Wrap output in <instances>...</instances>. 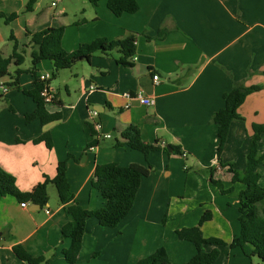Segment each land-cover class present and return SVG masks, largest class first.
I'll return each mask as SVG.
<instances>
[{"label": "crops", "instance_id": "obj_1", "mask_svg": "<svg viewBox=\"0 0 264 264\" xmlns=\"http://www.w3.org/2000/svg\"><path fill=\"white\" fill-rule=\"evenodd\" d=\"M6 1H13L11 5L0 2V12L6 15L22 11L25 4L23 0ZM107 1L100 0L91 18H83V25L64 29L62 44L67 51H74L98 37L115 40L136 35L133 66L118 63L123 55L119 47L112 50L121 54L118 57L113 52H96L90 60L80 59L87 65L75 62L55 77L53 61H40L36 71L50 75L56 95L48 109L62 112L60 120L47 124L39 119L26 120V113L36 108L32 96L9 93L12 103L17 97L22 101L16 102L20 117L0 123L1 167L15 176L19 190L29 192L46 176L54 177L58 163L71 154L67 175L74 199L68 204L60 202L58 191L55 197L52 195L53 183L48 185L49 202L44 207L30 201L24 207L17 197L0 193V264H22L14 251L17 244L34 256L49 258L48 264H71L64 254L71 240L62 238L63 225L72 220L67 206L75 202L87 209L105 205L107 199L92 185V180L96 165L108 162H137L152 168L142 180L132 211L118 226H102L96 218L88 219L76 264H132L160 245L168 250L170 264H187L196 248L192 242L180 239L176 230L199 225L207 210L211 217L201 224L204 235L226 243L220 251L221 263L219 256L213 264H252L247 253L248 248L252 251V244L248 243L246 250L241 248L243 252L240 247L229 245L241 231L239 195L245 184L233 182L228 164H220L218 129L212 117L223 107V95L235 82L262 86L239 107L244 119L232 122L222 152L224 163L232 162L243 171L252 124L264 123V0H138L137 12L119 16L107 7ZM53 2L55 12L41 13V18L24 13L9 23L0 18V53H12L6 52L14 43L10 39L12 33L22 46L29 43L28 29L35 32L51 26L65 27L67 8L65 4L57 8L59 4ZM35 3L41 4L39 0ZM34 11L35 6L30 12ZM87 12L84 7L83 14ZM163 29L167 32L159 37ZM27 48L31 56V46ZM31 67H21L24 72L19 83L23 89L33 88ZM154 74L160 76L157 84ZM14 76L9 68V74L0 79V89L5 85L9 92ZM91 85L96 86L92 92ZM139 91L155 103L148 106L125 96L127 92ZM65 99L72 101L66 103ZM91 105L99 111L102 133H111L112 137L102 138L90 147L88 143L94 139ZM129 125L140 128L145 142L164 140L167 146H160L147 158L125 144L102 145L113 138L123 143L121 133ZM45 132L52 136L51 148L45 141H38ZM171 145L179 147V152L173 151ZM183 151L187 156L182 155ZM263 152L264 135L259 140V153ZM184 159L193 163L194 172H186L190 167L182 166ZM257 170L264 186V161ZM211 175L222 182L226 192L212 181ZM47 207L50 213L46 212ZM213 247L206 245L205 249ZM182 249L188 250L183 258Z\"/></svg>", "mask_w": 264, "mask_h": 264}, {"label": "trees", "instance_id": "obj_2", "mask_svg": "<svg viewBox=\"0 0 264 264\" xmlns=\"http://www.w3.org/2000/svg\"><path fill=\"white\" fill-rule=\"evenodd\" d=\"M100 0H89L94 6L98 5ZM36 0H29L26 10H33ZM107 7L117 16L123 13H135L140 9L138 0H108ZM18 16V13L6 15L0 12V18H5L6 22H11ZM167 31L160 30L158 36L162 37ZM64 27H47L39 31L27 30L29 43L20 45L12 33L10 39L13 43V50L9 56L0 53V79L9 74L11 64L18 66L13 86L20 88L25 94L33 97L36 102V108L33 112L26 113L28 122L39 119L42 124L62 118L61 111H50L41 94L45 81L37 73V64L45 59L54 63L53 76L61 69L70 68L80 57L91 59L96 52L110 53L114 48L119 47L123 55L117 59L118 63L133 66L131 57L136 54V35H130L124 39L109 40L106 37H98L91 42L81 44L74 51H67L62 38ZM31 46V72L34 75L33 88L23 89L19 83V77L24 72L20 66L25 62L27 46ZM262 89L261 85H245L242 82H235L232 89L223 95L224 105L216 111L212 121L217 124L218 129V157L220 164L226 166L232 173L233 182H242L244 189L239 195V221L241 225L240 234L235 236L229 245L232 248H245L250 243L253 246L249 256H258L264 264V186L260 184L261 174L257 166L264 161V152L259 153V140L264 135V123L252 124V135L249 151L246 158V167L243 171L235 168L234 163H224L222 161V152L230 134L231 124L234 120L244 119L239 113V107L246 100L247 96L257 90ZM94 139L88 143V146L98 144L96 137L97 131L92 123ZM124 138L122 143L116 138L114 145L116 147L127 145L128 147L141 151L148 158L149 155L160 148L158 141L155 143L145 142L142 138L141 130L137 125H129L121 133ZM45 141L48 147L53 146L52 136L49 132L43 133L38 141ZM173 151L179 152V147L171 145ZM166 149V148H165ZM73 155L69 154V157ZM68 158L62 160L57 165V172L54 177L46 176L38 183L32 191L22 192L16 185V178L13 174L6 171L0 165V193L2 195H13L20 201H30L34 204L46 206L49 202L48 185L53 183L58 191L60 202L68 204L74 199V193L68 179ZM152 165L146 166L137 162L129 165H121L117 162L99 163L96 165L92 185L107 199L105 205L97 209H87L80 203L75 202L67 206V211L72 216V220L62 227V238H70L71 245L64 249L66 259L71 264H76L78 253L82 247L83 237L87 229L89 218H96L100 225L107 227L118 226L132 211L139 188L145 176L150 174ZM212 173L213 167L209 169ZM212 181L223 191V184L218 179ZM211 217V212L207 210L200 219V224L191 227H182L176 230L177 236L182 240H187L195 245L196 253L191 257L187 264H213L220 256L218 246L226 244L218 237H207L204 235L201 224ZM166 216L163 221L165 222ZM206 245L214 247L207 251ZM14 251L22 264H48L49 258L44 255L34 256L28 252L23 245L14 246ZM132 264H170V256L165 246L158 247L151 254L139 259Z\"/></svg>", "mask_w": 264, "mask_h": 264}, {"label": "rangeland", "instance_id": "obj_3", "mask_svg": "<svg viewBox=\"0 0 264 264\" xmlns=\"http://www.w3.org/2000/svg\"><path fill=\"white\" fill-rule=\"evenodd\" d=\"M23 1L25 2V4L23 6L22 11L18 12V14H21V13L23 14L24 13L27 16L28 15H33L35 17V19H36L37 16H38L37 18H41L39 16L41 13H45V12H52V13H54L55 12V10H56L55 8L56 7L51 6L52 1L56 2L57 4H59L57 8H59L61 6V4H65V6L67 8L66 10H67L68 16L64 18V20H65V27H64V29H66L68 26H71V28H77L80 25H83L84 24L83 23V18L84 17H88V16H89V18H91L93 12L95 11L94 10L95 9L94 8V5L91 4L89 2V0H39L41 4H40V6H37L36 3L34 4V6H35V11L34 12H30V11H27L26 10V6H27L29 0H23ZM0 2L3 5L4 4H7V5L13 4V1L0 0ZM84 7H86L87 10H88V12L85 13V14H83V8ZM17 41H18V39H17ZM19 44H20V42H19ZM12 47H13V44H10V46L7 49L6 52H11L12 51ZM29 51H30V49L27 48V52H26V59L27 60L25 61V63H23L21 65L22 68H26L28 65H30V66L32 65L31 56L29 54ZM111 52H113L112 54H114L117 57L121 55L117 50H114V51H111ZM79 61L80 60H78L76 62V64ZM80 63H82V64H80ZM86 63L87 62H79L78 65H87ZM17 68H18V66L15 65V64H13V65L10 66V72L12 73V75H15L16 74ZM25 75H27V73ZM53 80H55V79H52V81ZM76 84H78V81H76ZM2 89H0V93H1V96H0V123H9V122H11L13 120H16L18 117H20V110L18 109V107L16 105L17 104L16 102L17 101H22V99H20V98L17 97L16 100L14 101V103H12L11 100H10V98H9L10 97L9 93L14 92L13 94H15V95H22L24 98L26 97L25 96L26 94L22 93L23 91L21 92L20 90H18L13 85L10 86V91L7 92V93H3L2 92L3 91ZM62 93H63V95L66 94V91H65V88L64 87H62ZM65 100H66V103H70L72 101V100H68V99H65ZM91 108L93 109V106L92 105H91ZM113 142H115V139L114 138L111 139V140H108L106 142L103 141L102 142V145L105 144V143H113ZM184 164L186 165L187 169L190 167L188 169V171H186V172H194L195 171L196 167L193 166V163L190 160L184 159V161H182V166ZM182 171L184 172L183 167H182ZM52 191H53L52 195L55 197V193H57L56 186H54V188H52ZM54 205H55V200L53 198V201H51V206L53 207ZM187 243H188V245H192L190 242H187ZM160 246H163V245H160ZM160 246H158V247H160ZM223 246H225V245L223 244V245H220L219 246L220 251L222 250V247ZM246 246H248V245L247 244L245 245L244 250L247 249ZM158 247H155L154 251ZM239 250L241 252H243V250L241 248H239ZM139 252L141 253L142 251L140 250ZM181 253H182V258H183L188 253V250L186 249V251H185V249L184 250L182 249V252ZM247 253H248V255L251 254V249L250 248L247 249ZM172 254H174L173 251H172ZM176 254H177L176 255V258H179V252L176 253ZM249 257H250V259H252V264H261L262 263L261 259L258 256H249ZM221 258H222V256L220 255L219 260ZM218 263H221V260Z\"/></svg>", "mask_w": 264, "mask_h": 264}, {"label": "built area", "instance_id": "obj_4", "mask_svg": "<svg viewBox=\"0 0 264 264\" xmlns=\"http://www.w3.org/2000/svg\"><path fill=\"white\" fill-rule=\"evenodd\" d=\"M53 5H56V2H53ZM134 59H136V57H134ZM50 78L51 77H50L49 74H42L41 75V79L45 81V85L43 87V90H42L41 94H42V96L44 98V101H45V103L47 105L53 104L55 102V99H56L55 92H54V90L52 89V87L50 85ZM153 80H154V82L156 84L159 83L160 76L158 74H154L153 75ZM95 89H96V86L95 85H91L89 91L92 92ZM8 90H9V88L6 87L5 85H3V91L7 92ZM125 96L127 98H133V97L137 98L141 103H143L145 105H148V106L153 105L155 103V100L152 97L145 96L140 91L136 92V93L127 92V93H125ZM126 107H129V104H127ZM90 114H91V116L93 118V124H94V127H95L96 131H97L96 137L98 139L111 138L112 137L111 133H102L103 124H102V121L99 119V111L93 109V110L90 111ZM158 144H159V146H161L163 148L167 146V143L164 140L158 141ZM182 155L183 156H187V152L183 151ZM21 205L26 207L28 205V201H23L21 203ZM46 212L50 213V209L48 207L46 208Z\"/></svg>", "mask_w": 264, "mask_h": 264}, {"label": "water", "instance_id": "obj_5", "mask_svg": "<svg viewBox=\"0 0 264 264\" xmlns=\"http://www.w3.org/2000/svg\"><path fill=\"white\" fill-rule=\"evenodd\" d=\"M84 57H80V59H83ZM168 149L171 151L172 148L170 146H168ZM84 157H86V155H84Z\"/></svg>", "mask_w": 264, "mask_h": 264}]
</instances>
